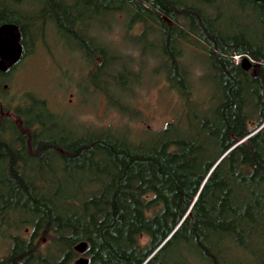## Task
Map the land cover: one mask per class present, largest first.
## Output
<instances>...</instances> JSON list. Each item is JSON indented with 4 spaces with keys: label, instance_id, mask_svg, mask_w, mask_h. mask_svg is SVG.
Segmentation results:
<instances>
[{
    "label": "trees",
    "instance_id": "1",
    "mask_svg": "<svg viewBox=\"0 0 264 264\" xmlns=\"http://www.w3.org/2000/svg\"><path fill=\"white\" fill-rule=\"evenodd\" d=\"M33 3L27 15L0 6V25H18L22 43L34 24L67 31L84 59L100 58L94 87L110 102L109 85L128 78L131 97L140 78L125 70L133 59L111 56L88 34L99 13L78 14L77 0ZM112 5L102 10L123 14L126 34L140 25L130 38L160 51L163 72L154 76L179 106L134 139L110 128L76 135L41 98L0 103V238H8L0 264H73L80 243L88 264H264V0ZM185 48L202 61L198 77ZM123 106L115 105L131 114Z\"/></svg>",
    "mask_w": 264,
    "mask_h": 264
},
{
    "label": "rangeland",
    "instance_id": "2",
    "mask_svg": "<svg viewBox=\"0 0 264 264\" xmlns=\"http://www.w3.org/2000/svg\"><path fill=\"white\" fill-rule=\"evenodd\" d=\"M77 1L78 14L89 16L94 12L99 13L92 21H88V34L94 37V42L110 47L111 56L115 50L133 59L134 64L131 61L125 62V70L138 73L140 78L131 83V97L130 81L127 78V84L122 87L109 85L112 99L109 102L92 83L91 74L100 58L87 61L83 58V51L79 50L81 47L67 31L46 22L42 26L34 24L25 29L24 56L13 69L0 77V103L15 109L26 105L31 97L44 99L49 108L69 128L74 129L76 135L85 129L110 128L128 131L131 137L138 139L145 130L156 131L162 128L179 106V98L168 91L160 74L154 76L155 69L159 73L163 72L160 51L129 37L139 34L140 25L133 26L126 34L124 15L102 10L109 1L112 5L113 0H97L96 6L93 4L88 7L83 0ZM32 2L41 10L42 0H23V4H18L16 0H0V6L11 7L27 15L28 10L34 11L32 6H28ZM183 51V62L198 77L202 74V61L192 55L191 49L185 48ZM117 65L115 68L119 69ZM110 68L114 69L113 62ZM248 71L253 75L258 74L256 66H251ZM123 104L131 107V114L115 107L123 108ZM28 230L22 228L20 233H27ZM7 248L8 238H0V257ZM80 256L78 254L75 257L73 264Z\"/></svg>",
    "mask_w": 264,
    "mask_h": 264
},
{
    "label": "water",
    "instance_id": "3",
    "mask_svg": "<svg viewBox=\"0 0 264 264\" xmlns=\"http://www.w3.org/2000/svg\"><path fill=\"white\" fill-rule=\"evenodd\" d=\"M22 56L21 31L18 25L12 23L0 25V72H7L22 59ZM251 66L252 63L248 58L241 59V67L244 70H248ZM86 247V243H80L74 247L76 252L81 255L75 264H88V259L82 256Z\"/></svg>",
    "mask_w": 264,
    "mask_h": 264
},
{
    "label": "flooded vegetation",
    "instance_id": "4",
    "mask_svg": "<svg viewBox=\"0 0 264 264\" xmlns=\"http://www.w3.org/2000/svg\"><path fill=\"white\" fill-rule=\"evenodd\" d=\"M21 44H22V47H23V56H24V51H25V50H24V46H23V43H22V34H21ZM23 56H22V57H23ZM13 67H14V66H13ZM13 67H12V68H13ZM12 68H11V69H12ZM11 69H9V70H8L7 72H5V73H1V72H0V77H1L2 75H6ZM5 88H6V85H4V89H5Z\"/></svg>",
    "mask_w": 264,
    "mask_h": 264
},
{
    "label": "built area",
    "instance_id": "5",
    "mask_svg": "<svg viewBox=\"0 0 264 264\" xmlns=\"http://www.w3.org/2000/svg\"><path fill=\"white\" fill-rule=\"evenodd\" d=\"M236 60H238V58H236Z\"/></svg>",
    "mask_w": 264,
    "mask_h": 264
}]
</instances>
